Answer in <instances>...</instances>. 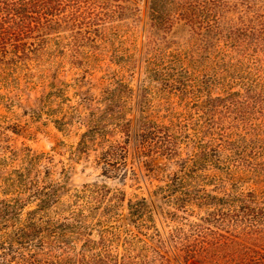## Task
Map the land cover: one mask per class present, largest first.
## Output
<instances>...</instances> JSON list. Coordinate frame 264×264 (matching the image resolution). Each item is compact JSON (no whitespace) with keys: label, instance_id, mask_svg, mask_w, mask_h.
I'll list each match as a JSON object with an SVG mask.
<instances>
[{"label":"rangeland","instance_id":"obj_1","mask_svg":"<svg viewBox=\"0 0 264 264\" xmlns=\"http://www.w3.org/2000/svg\"><path fill=\"white\" fill-rule=\"evenodd\" d=\"M189 2L67 0L0 54L7 260L37 252L42 221L81 220L76 251L105 238L112 264H182L176 246L264 208V0Z\"/></svg>","mask_w":264,"mask_h":264},{"label":"trees","instance_id":"obj_2","mask_svg":"<svg viewBox=\"0 0 264 264\" xmlns=\"http://www.w3.org/2000/svg\"><path fill=\"white\" fill-rule=\"evenodd\" d=\"M205 4V3H204ZM204 4L197 0H190L188 6L194 12L204 10ZM67 5V0H0V54H6L9 46L19 47L21 41L31 37L35 32L44 28H51L53 16L58 7ZM152 17L158 18L157 6H152ZM264 30V24H261ZM16 48V49H17ZM11 52V51H10ZM126 135L139 138L138 133L144 134L145 124L139 129H134L133 135L128 124L123 126ZM145 135H142L143 137ZM123 149V148H122ZM107 160L114 159L115 149L106 153ZM105 157V158H106ZM246 200L254 202L256 196L249 193ZM7 213L11 212V206L5 205ZM242 214L232 209L231 213L224 214L222 218L231 220V230L226 234L205 235L201 242H196L189 247H175L177 261L182 264H264V208L251 207L244 203ZM0 212H3L1 210ZM85 219L86 215L77 216ZM81 220L74 226L64 224H51L42 221L37 228L40 231L38 242L35 247L36 253L27 256L7 260L6 244L0 239V261H9L8 264H112L113 258L108 249L103 245L105 238L96 242L86 237L83 241L81 251H76L70 244L74 237L86 233L88 226L80 224ZM36 229V228H35ZM91 236V234H88ZM28 233L20 235L21 238L28 237ZM98 250V252L92 250ZM59 250L60 253L54 252ZM92 251V252H91ZM120 264H136L129 256L124 257Z\"/></svg>","mask_w":264,"mask_h":264}]
</instances>
